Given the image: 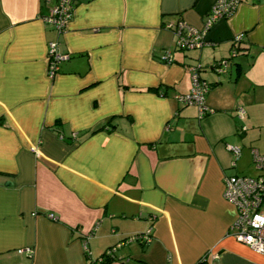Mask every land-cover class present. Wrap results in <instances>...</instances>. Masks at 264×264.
Instances as JSON below:
<instances>
[{
  "label": "crops",
  "instance_id": "1",
  "mask_svg": "<svg viewBox=\"0 0 264 264\" xmlns=\"http://www.w3.org/2000/svg\"><path fill=\"white\" fill-rule=\"evenodd\" d=\"M215 2L76 0L59 33L43 19L56 0H0V264H89L119 243L110 264H264L231 234L224 197L225 177L263 174L264 0H243L202 48L168 27L202 28ZM51 42L69 54L54 78ZM194 64L211 84L203 117L176 97ZM150 228V243L126 240Z\"/></svg>",
  "mask_w": 264,
  "mask_h": 264
},
{
  "label": "built area",
  "instance_id": "2",
  "mask_svg": "<svg viewBox=\"0 0 264 264\" xmlns=\"http://www.w3.org/2000/svg\"><path fill=\"white\" fill-rule=\"evenodd\" d=\"M75 1L56 0V4L51 8L50 13L43 17V19L57 29L59 33L64 32L67 29L68 23L75 15ZM241 2L242 0H216L202 28H196L183 21L176 24H168V27L173 29L177 36V47L195 49L202 48L208 44L209 42L206 40V37L209 29L219 20L228 18L235 13ZM234 39L240 41L242 35H235ZM233 54L235 53L233 52ZM165 55H169V53ZM165 55L164 58H166ZM68 57L69 54L62 53L59 50L57 42L49 43L48 60L50 77L54 78L58 74L61 62ZM229 65L228 59H222L215 67V71L218 74L225 73ZM197 69H192L193 87L191 92L186 96L180 95L178 98L189 105L195 104L198 106L199 114L203 116L206 113L213 112L206 104V96L210 85L201 79ZM236 114L238 117H242L245 114V109L237 107ZM228 148L233 151L236 157L241 154L240 147L229 145ZM252 154L257 169L262 171L263 174L256 177L247 175H230L225 177L224 197L237 208L236 219L230 228L231 234L240 242L251 246L264 255V155L260 154L256 149L252 150ZM49 217L56 219L53 213ZM152 235V228H150L145 233L131 236L126 240L139 239L148 244L152 240ZM121 245L119 243L118 246H114L107 253L114 256L117 248ZM85 248L88 250V247ZM18 252L32 255L34 249L30 247L21 248Z\"/></svg>",
  "mask_w": 264,
  "mask_h": 264
},
{
  "label": "trees",
  "instance_id": "3",
  "mask_svg": "<svg viewBox=\"0 0 264 264\" xmlns=\"http://www.w3.org/2000/svg\"><path fill=\"white\" fill-rule=\"evenodd\" d=\"M243 1V0H242ZM211 10V9H210ZM210 12V11H209ZM209 14V13H208ZM242 42H243V38L240 40V41H237V40H235V39H233V46H235V49L234 50H232V53H231V55L230 56H228V57H224L223 59H228V61H229V63H231V61H232V59L237 55V54H239L241 51H242V48H243V45H242ZM183 49V48H182ZM186 50H188V49H186ZM233 52L235 53V54H233ZM169 53V55H165V57L166 58H164L163 60H165L166 62H168V63H172L174 60H173V51H169V52H166V54H168ZM168 56V57H167ZM221 61V60H220ZM219 62V61H218ZM218 62H215L214 64H213V68L214 69H216L215 67L218 65ZM193 68H198L197 70H198V73H199V75H200V77H201V79L202 80H204V81H206L210 86V89H211V84L202 76V70H203V66L201 65V64H194V65H192L191 67H190V73H191V88H190V91L188 92V93H185V94H178L176 97H177V99L183 104V105H189L188 103H186V102H183V101H181L179 98H178V96H182V95H184V96H186V95H188L190 92H191V90H192V87H193V82H192V69ZM229 68V67H228ZM227 72V71H226ZM225 72V73H226ZM218 74V73H217ZM224 73H220V74H218L219 76H222ZM210 89H209V91H210ZM207 114H209V113H206L205 115H207ZM205 115H203V116H205ZM203 116H200V117H203ZM239 130L240 131H244V126H239ZM93 234V232L91 233V235ZM84 239H86V237L84 238ZM112 248H114V247H109L101 256H99L96 260H92L91 259V256H90V254H89V252H86L87 253V256H88V259H89V264H110V263H112L113 261H115L116 259H115V256H111L110 254H108L107 253V251H109L110 249H112Z\"/></svg>",
  "mask_w": 264,
  "mask_h": 264
}]
</instances>
